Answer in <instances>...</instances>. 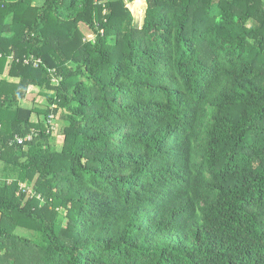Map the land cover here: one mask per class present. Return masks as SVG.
Segmentation results:
<instances>
[{"label":"trees","instance_id":"obj_1","mask_svg":"<svg viewBox=\"0 0 264 264\" xmlns=\"http://www.w3.org/2000/svg\"><path fill=\"white\" fill-rule=\"evenodd\" d=\"M135 1L0 0V264H264V0Z\"/></svg>","mask_w":264,"mask_h":264},{"label":"rangeland","instance_id":"obj_2","mask_svg":"<svg viewBox=\"0 0 264 264\" xmlns=\"http://www.w3.org/2000/svg\"><path fill=\"white\" fill-rule=\"evenodd\" d=\"M39 1L36 2V4H38ZM129 9L131 10V12L133 13L134 19H135V24L141 26L143 23V19L145 16V11H146V0H138L134 3L129 4ZM83 31L85 32V34L87 35L88 39H92L93 37L90 35V33L83 27L82 28ZM39 101V98L34 95L30 96L27 100L22 102V106H26V107H32L35 105V101L34 100ZM39 105V104H37ZM43 106L45 104H42ZM40 106V105H39ZM42 106V107H43ZM55 120V119H54ZM58 125L57 126V133L54 136L57 146L61 145L62 142V137H61V130L62 128H64V124L61 121H58ZM0 174H3V167L2 165H0Z\"/></svg>","mask_w":264,"mask_h":264},{"label":"built area","instance_id":"obj_3","mask_svg":"<svg viewBox=\"0 0 264 264\" xmlns=\"http://www.w3.org/2000/svg\"><path fill=\"white\" fill-rule=\"evenodd\" d=\"M24 60H25L24 63L26 65H28V66H34V67H36L37 64L40 62V60H37L36 58L31 57V56L26 57ZM52 120H54V116L50 117L49 123H52ZM33 137H34L33 133H30L26 138H19V137H17L16 138V142L18 144H22V143H24L26 141L33 140Z\"/></svg>","mask_w":264,"mask_h":264},{"label":"bare ground","instance_id":"obj_4","mask_svg":"<svg viewBox=\"0 0 264 264\" xmlns=\"http://www.w3.org/2000/svg\"><path fill=\"white\" fill-rule=\"evenodd\" d=\"M136 2V1H135Z\"/></svg>","mask_w":264,"mask_h":264}]
</instances>
